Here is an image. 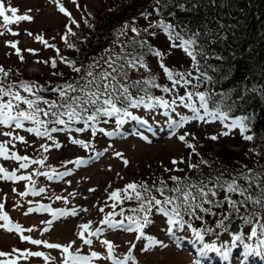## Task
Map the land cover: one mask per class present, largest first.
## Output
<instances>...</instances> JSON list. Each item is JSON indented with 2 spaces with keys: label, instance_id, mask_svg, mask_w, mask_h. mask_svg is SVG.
<instances>
[{
  "label": "snow or ice",
  "instance_id": "1",
  "mask_svg": "<svg viewBox=\"0 0 264 264\" xmlns=\"http://www.w3.org/2000/svg\"><path fill=\"white\" fill-rule=\"evenodd\" d=\"M57 4L59 11L63 13L69 21V24L79 27L77 21L72 18L71 13L60 3V0H53ZM72 3L77 8L80 5L77 0H72ZM217 4V0H207V5ZM205 0H153V11L157 14L158 19L155 22L149 20L152 13L147 10L140 13L141 17L145 20H149L147 27L139 29L135 26V20L132 24L125 23L123 29H130L131 32L136 34V37H141V33L147 34L155 38L158 33H162L169 42V51L165 53L158 47L149 43L146 38H133L128 45L122 48L121 53H115L114 51L106 50L107 58L104 59V67H102L98 61L93 64L87 65L83 75L79 80L66 82L64 84L56 85L51 88V91L57 93L56 100H48L39 95L42 91H48L47 88L37 84L36 82L21 81L19 82V89L28 95H22L20 90L13 91L15 87L13 84H9L7 87H0V125L8 129H23L28 133L34 134L36 137H48L53 139L52 133L58 132H76L82 133L89 129L93 137L97 132L104 133L108 136L116 135L120 127L129 120L136 121L140 124L146 125L148 122L139 116L133 114L130 109L143 108L148 111H154L156 109H163L161 115L167 117L166 125L169 130V138L176 137L180 142L184 143L185 147L190 149L189 160L193 154L199 156L197 152V145L190 142L187 137L191 136L192 140H196L197 137L194 133L184 131L183 134L178 135V130L185 128L191 122H199L202 124H211L219 121L226 131H222L216 135L208 136L211 141H217L220 137H228L234 129H239L240 135L245 141H252L253 135L247 134L250 132L249 116H236L230 117L231 105H228V111H225V101L230 99L228 92L216 93L215 91L205 90L199 91L201 84H208L213 81L212 76L208 75L206 70H202L205 67H212L207 65L208 54L203 48L201 38H211L212 32L202 31L204 23L201 26L193 29L190 26V21H181L176 18V12H168L165 16V10L169 7L175 8L180 12H198L205 7ZM32 10L28 9L24 14H18L19 9L17 7H6L3 0H0V17L3 18V25L13 24L20 21H32L34 17L28 13ZM6 13H11L7 15ZM170 18V19H169ZM174 21V22H173ZM87 23V21H85ZM91 27V25H89ZM221 29L225 28V25H219ZM67 33L61 38L64 40L68 48L72 49L75 46L67 39L68 35H75L72 28L66 25ZM3 33H0L2 35ZM13 35L18 33L13 32ZM32 35V33H28ZM217 39H220L219 32L215 33ZM37 40L44 44L45 47L55 48V45H51L47 40H44L42 36H37ZM9 46L15 50V54L21 61L24 57L21 55V50L17 47L18 42H8ZM131 48V51L126 50ZM139 48L140 51L136 49ZM172 49H180L187 58L191 60V69L188 71L175 70L169 68L165 64L166 55L171 54ZM35 55L34 49H26ZM57 56H60L59 49H56ZM147 56H152L157 59L159 68L162 69L164 76L168 84L161 85L157 82V75H149L148 77L132 80L130 73L132 71L139 72L141 69L150 72V66L146 60ZM216 60H222L223 57L216 54L213 57ZM60 61L67 64L71 70L77 74L82 72V67H77L76 62L69 60L66 57L60 56ZM202 61L204 62L202 64ZM43 63H49V61H43ZM51 68L57 67L56 59H51ZM98 69V70H97ZM0 73L4 77L8 76L2 66H0ZM195 73V75H194ZM53 75H62V73H53ZM183 89L184 93L181 95L179 89ZM152 89H159L162 93L168 94L170 99H165L163 95L155 96L152 94ZM254 91V89H253ZM44 104L47 108H42L40 105ZM179 108L187 109L190 115L182 114L178 111ZM175 114V117L173 116ZM43 117V118H42ZM115 118L116 129L112 132H105V129L97 125L101 122L108 123L109 120ZM26 123H30L32 126L25 127ZM82 124V127H73V125ZM51 125V127H50ZM62 126V127H58ZM151 131V128H149ZM136 135L141 136L143 140L148 141L147 136L142 133L136 132ZM6 137L13 136L11 130L3 133ZM23 143L25 141L24 136L16 135L13 137ZM69 141L73 145H79L84 149L92 147L90 143L85 142L82 139H74L69 136ZM7 143H0V158L4 160H16L25 161L19 164L21 169L27 168L29 163L31 164H44L42 159L30 160L28 156H20L15 152L9 154ZM45 152L49 149L45 145H41ZM56 148H60L59 143H55ZM107 149H105L106 151ZM102 153L95 152L90 159L98 158ZM117 157H122L123 154L117 152ZM65 164H75L77 167L85 165L88 160L84 158H77L76 160L65 161ZM125 167L128 166L129 161L123 160ZM171 163L176 165L178 161L172 159ZM179 163H185L181 158ZM208 165L209 162L201 158L198 163H188L189 170L199 171L200 165ZM246 167V166H245ZM165 172L170 171H184L181 168L169 169L164 168ZM251 169L247 173H241L237 176H232L231 179H224V172H220L219 175H209L208 177L200 180H192L185 175L184 177L172 175L169 179L172 181V185L169 186L167 181L161 179L157 185L153 182L149 185L146 182H130L124 186L123 189H116L109 193V199L114 203L111 205L113 209L116 208L117 203L123 204L125 201H134L136 207L128 209L131 215L124 216V209L121 208L119 213L109 212L105 215L101 221L110 229H120L126 233H135V241H146L143 244L141 251L147 253L150 249L155 247L167 248L168 245L162 241L156 239L152 235L146 234L145 229L154 223L152 219L155 214H160L165 218L167 225L166 232L170 237L175 239H181L177 236L178 232H190L192 235V243H199L201 245L198 248V255L200 257H207L209 253H216L222 257L225 261L229 259L232 248L237 246V242L242 241L243 234H234L231 237V248H220L215 243H206L205 236L208 234H216V229H223L228 232L229 225L225 224L226 220H229L231 213H240L241 207L245 206L249 201L253 204L264 207V188H261V197L253 199L250 194L251 182L255 178V174L250 177ZM39 175L46 176L49 180L54 178L63 179L71 174L70 171L57 172L52 169L51 172L37 173ZM203 175V173H201ZM0 179L5 181H18V180H31V176H18L15 171L9 172L4 167L0 166ZM240 180L248 182V186L245 187ZM15 191V189H13ZM40 192L44 189L40 188ZM89 191H95V189H89ZM223 192V198L218 199L219 193ZM37 195L35 191L32 193ZM123 194V195H122ZM27 195V193H22ZM233 196H238L241 199H233ZM56 199H61L57 196ZM66 202V201H65ZM225 204L231 212H224L222 218L215 221V227H210L209 223L205 221L204 215L216 217L218 214L213 209H223ZM208 205V207H206ZM5 204L0 202V228H4L8 232L23 233V229L19 224H14L8 213L4 211ZM87 211V209H83ZM100 212L104 209L100 208ZM33 211H45L51 213L53 219L63 217L66 215L75 216L77 211L73 209L68 212L64 209H53L46 205H41L39 208H29L28 212ZM27 214V213H26ZM204 214V215H202ZM114 216L124 217L123 219H113ZM255 216V213L252 214ZM245 224L252 225L253 219L249 216L241 217ZM194 221H200L201 226H194ZM49 224L52 221H48ZM81 231L78 236L85 245H91L92 240L90 237L96 236L101 232L100 228L95 230L90 229V223H84L79 225ZM259 229V233H258ZM32 231V229H27ZM48 231V229H45ZM87 233V237L85 236ZM259 235H264V223H257L252 226L249 239L258 238ZM21 239L30 241L33 245L43 244L49 249H60L64 259L63 264H90L93 258H99L98 252H91V255L80 254L79 249H72V244L63 246L57 243H48L47 241H41L37 239H31L28 236H21ZM74 243V242H73ZM107 248V255L105 259L111 260L112 264H138L136 256L133 254V250L137 248L135 242H129L130 247L123 258H116L114 256V245L108 240L102 241ZM264 245V239H259L257 247ZM245 249L251 253L256 251L251 245H244ZM18 249H13V252H18ZM259 255V252H256ZM10 253L0 251V257H10ZM43 252H20V256L25 258L31 257H44ZM45 259H49L45 257ZM0 264H17L16 259H0ZM193 264H201L200 260H194Z\"/></svg>",
  "mask_w": 264,
  "mask_h": 264
},
{
  "label": "rangeland",
  "instance_id": "2",
  "mask_svg": "<svg viewBox=\"0 0 264 264\" xmlns=\"http://www.w3.org/2000/svg\"><path fill=\"white\" fill-rule=\"evenodd\" d=\"M109 1L115 2L118 0H77L80 5L79 8L72 3V0H60V3L71 13L72 18L77 21L81 29L87 25L83 21L90 22L98 17ZM3 2L6 7H17L19 9L18 14H24L28 9H31L32 11L28 14L34 17L32 21H20L0 26V33H3L0 35V66L8 71L6 78L9 83L11 82L15 85L12 90H20L18 85L19 82L25 79L24 75L28 77V80L25 81L46 84L49 80L48 78L54 79V75L49 65L43 63V61L55 57L58 63L61 64L60 56H65L63 49L67 46L61 38L67 33L66 25L71 27L72 30L78 27L69 24L68 18L59 11L57 4L53 0H3ZM6 14L11 15V13ZM151 21L153 22V20ZM81 23L83 24L81 25ZM0 25H3L2 17H0ZM126 31L131 30L123 29L122 27L119 30V34L126 33ZM13 32L18 33V35H13ZM28 33H32V35H28ZM37 36H42L49 44L55 45V48L59 49L60 56H57L55 48L45 47L43 43L36 39ZM8 42H18L17 47L21 50V55L24 57L23 61L15 54V50L9 46ZM26 49H34L36 54L33 55ZM166 61L168 60L165 59L164 62L167 63ZM14 75L17 76L16 79H13ZM1 77H3L2 73H0ZM2 82L3 80L0 79V87H5L1 84ZM20 91L22 95H28V93ZM41 94L42 92L39 93V95ZM41 96L47 98L44 95ZM130 111L146 120L151 131L129 120L120 127L114 136L98 133L93 141V146L89 149L73 145L69 141V136L74 139L84 140L85 137L90 135L89 131L81 134L74 131L71 133L65 132L60 136L52 133L55 136L50 140L48 137H36L23 129H8L0 125V143L8 142L9 154L15 152L20 156H28L32 160L35 158L33 155L43 151L47 157V164L44 162L42 167L38 164L29 163V166L24 169H21L19 164L25 161L0 158V166L9 172L15 171L18 176H31V180L5 181L0 179V202L5 204L4 211L8 213L14 224H19L25 229L23 233H19L15 231L8 232L4 228H0V251L11 254L10 257H0V259H16L17 264H63L64 256L60 249H49L43 244L33 245L30 241L21 239V236L24 235L31 239L57 243L63 246L72 244L70 251L79 249L82 255L90 256L91 252H98L100 254L99 258H93L90 264H112L111 260L105 259L107 248L102 243L104 240L113 243L115 246L114 256L116 258H123L130 247L129 242H135L137 248L133 250V254L134 256L136 254L138 264H193V256L190 254L188 247L175 244L174 240L167 234L165 218L160 214L153 216L154 223L147 227L145 231L146 234L154 236L167 244L168 247H155L147 253L141 251L146 241H135V233H126L119 229L109 231L101 223L105 215L112 211L111 205L114 202L108 198L110 192L116 189H123L130 182L137 183L141 177L150 179L161 178L165 172L164 168H179V160L186 149L184 143L180 142L176 137L169 138V130L166 125L167 117L160 114L164 111L163 109L148 111L141 107L136 109L137 112L133 109H130ZM178 111L182 114L190 115L186 109L179 108ZM173 116L175 117L174 113ZM82 126L79 124L73 125L74 128ZM204 126L209 136L226 131L219 121L211 124L191 122L185 128L178 130V135L183 134L184 131L192 133L193 130L200 134L202 132L201 128ZM25 127H30V125L26 123ZM115 129L116 124L113 122L108 128V132H112ZM9 130L13 132V136H4L3 133ZM136 132L147 136L151 143L134 134ZM238 134H240L239 129H234L228 137H220L218 142H224L226 146L240 150L243 145L234 144ZM16 135L24 136L27 143L14 139L13 137ZM55 143H59L61 147L56 148ZM212 143L215 144L217 142L213 141ZM41 145L47 146L49 150L45 152ZM217 147L218 145L215 144L214 150ZM105 149L107 150L105 151ZM95 152L102 154L96 159H90ZM117 152L122 153L123 156L117 157L115 155ZM85 157H87L88 163L79 167L72 163H63ZM124 159L129 161L127 167L123 163ZM172 159H176L178 163L173 165L171 163ZM46 165L57 172L70 171L71 174L63 179L54 178L49 180L46 176L37 174L51 172L45 168ZM29 186L31 188L27 191L26 189ZM40 188H43L44 191L40 192ZM89 189H95V191H89ZM33 191L38 194L33 195ZM25 192L27 195H22ZM57 196L61 197V199H56ZM41 205H46L53 209H64L68 212L75 209L77 215H66L53 219L49 212H28L29 208L36 209ZM100 208H103L104 211L100 212ZM83 209H87V211ZM48 221H52V223L49 224ZM2 223L0 221V224ZM84 223H90V231L96 228L101 229L99 234L90 237L92 240L91 245L83 244V241L78 236L81 231L79 225ZM27 229H32V231H27ZM45 229H48V231H45ZM250 232L251 227H243L240 224L237 234H243V236L241 243H238L244 253L246 252L244 245H251L253 249H256L259 239L264 237V235H259L258 238L249 239ZM181 233L186 234L187 232H178L177 236ZM232 235L231 231L225 232L219 237L208 240L207 243H217L220 248H231ZM85 236L87 237V233H85ZM13 249H18L19 251L13 252ZM37 251L43 252L45 254L44 257L29 256L25 258L20 256V252ZM239 256L235 255V260L232 261L234 264L245 263L243 261L244 257ZM45 257L49 259H45Z\"/></svg>",
  "mask_w": 264,
  "mask_h": 264
},
{
  "label": "trees",
  "instance_id": "3",
  "mask_svg": "<svg viewBox=\"0 0 264 264\" xmlns=\"http://www.w3.org/2000/svg\"><path fill=\"white\" fill-rule=\"evenodd\" d=\"M205 5L202 10L195 13L180 12L175 8L169 7L165 10V16L167 17L168 12L175 11L176 18L181 21H190V26L193 29L200 27L202 22H206L201 30H210L212 36L210 39L202 37L201 43L209 57L207 65H212L215 71L212 67L202 69L206 70L208 75L212 76L213 81L208 84H201L198 90H211L216 93L228 92L230 99L225 101L224 110L228 111L227 106L231 105L230 117L249 116L251 118L249 121L250 132L247 134L253 135L254 138L252 141H245L238 134L234 144H242L243 146L240 150L232 149L226 146L224 142L219 143V140H217L215 144L218 147L214 150L215 144L207 138L209 134L205 130V126L201 128L202 132L200 134H197L195 130H191L197 139L192 140L191 136L187 137V139L197 145L196 150L200 155L193 154L189 160L191 150L186 148L184 154L181 156L185 163H180L179 166L184 171L164 172L161 178L155 179L141 177L137 183L143 181L152 185L155 182L158 185L159 181L163 179L171 186L172 181L169 177L172 175L180 177L187 175L192 180H200L209 175H219L220 172L225 173L224 179H231L232 176L240 175L242 172L247 173L251 169L249 175L252 177L255 174V178L251 182L250 194L255 199L261 197V188H264V0H217V4L210 6L207 5V0H205ZM145 10L152 13L149 20L155 22L158 19L157 14L153 11V0H118L115 2H107L104 11L98 17L87 22V25L84 26L85 28L82 27L80 29V26L73 30L75 33L74 36H68V41L75 47L70 49L66 46L63 49L64 57L75 61L77 67H82V72L77 74L67 64L62 62L59 64L57 60V67L53 69L50 66V61L53 58L55 59V57L48 60L43 59L49 61L47 65L51 68L52 73H62V75H54V79L48 78L49 80L46 84L36 82L48 89V91H42L41 95L46 96L47 98L45 99L56 100L57 93L51 91L52 87L79 80L87 65L93 64L96 61L104 67V59L101 58H107L106 50L121 53L122 48L128 45L133 38H146L150 44L168 53L169 42L162 33H158L155 38L147 36L143 32L141 33V37H136V34L131 31L119 34V30L123 25L126 22L132 24L133 20H135L133 26L139 29L147 27L149 20H145L140 15ZM221 24L225 25V28L221 29L219 27ZM217 32L220 34V39H217L215 35ZM126 50L131 51L132 49L129 47ZM136 50L140 51L139 48ZM216 54L222 56L223 59H214L213 57ZM165 59L168 60L165 64L169 68L180 71H188L191 69V60L180 49H172L171 54L166 55ZM146 60L151 71L147 72L143 69L139 72L132 71L130 73L131 79L137 80L148 77L149 75H157V82L159 84H168L171 86L170 82L164 76L162 69L159 68L157 59L152 56H147ZM24 76L25 79L23 81L28 80V77L26 75ZM16 78L17 76L14 75L13 79ZM0 79L3 80L1 84L5 87L13 84L11 82L9 83V80L4 76ZM151 91L155 96L163 95L165 99H170L168 94L162 93L159 89H152ZM179 93L182 95L184 90L182 88L179 89ZM40 106L47 108L44 104ZM36 156L39 159L45 157L43 151L37 152ZM201 158L207 160L209 164H201L199 171L188 169V163H198ZM44 162L47 164V160H44ZM43 165L39 164L41 167ZM239 183L245 187L248 186L247 181L240 180ZM223 195L224 193L220 192L217 198L222 199ZM233 199L239 200L241 198L233 196ZM128 203L136 207L134 201H125L119 206L122 207ZM213 210L221 215L212 217L202 214L204 215L205 221L213 228L215 227V221L222 218L224 212H231L226 204L223 209ZM253 213H255V216H252ZM125 214L126 216L131 215L128 209H125ZM244 216L251 217L253 224H245L241 218ZM236 219H240L243 227L252 228L258 222L264 223V207L249 201L245 206L241 207L239 214L231 213L229 220L225 221V224L229 225L228 232L230 231L231 222ZM194 226H201V222L194 221ZM216 232L219 235H208L220 236L225 233L222 228L216 229Z\"/></svg>",
  "mask_w": 264,
  "mask_h": 264
},
{
  "label": "water",
  "instance_id": "4",
  "mask_svg": "<svg viewBox=\"0 0 264 264\" xmlns=\"http://www.w3.org/2000/svg\"><path fill=\"white\" fill-rule=\"evenodd\" d=\"M239 228H240V220L239 219H236L235 221H233L231 223V231L233 233H237L238 230H239Z\"/></svg>",
  "mask_w": 264,
  "mask_h": 264
}]
</instances>
